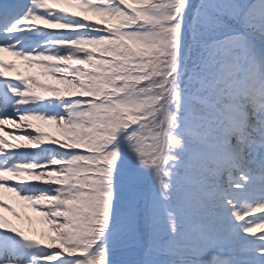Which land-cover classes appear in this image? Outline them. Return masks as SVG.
Returning a JSON list of instances; mask_svg holds the SVG:
<instances>
[{"label": "snow or ice", "instance_id": "1", "mask_svg": "<svg viewBox=\"0 0 264 264\" xmlns=\"http://www.w3.org/2000/svg\"><path fill=\"white\" fill-rule=\"evenodd\" d=\"M0 264H264V0H0Z\"/></svg>", "mask_w": 264, "mask_h": 264}, {"label": "bare ground", "instance_id": "2", "mask_svg": "<svg viewBox=\"0 0 264 264\" xmlns=\"http://www.w3.org/2000/svg\"><path fill=\"white\" fill-rule=\"evenodd\" d=\"M9 202H10V203H13V206H14V207H17L18 210H21V209L19 208V206L16 204V202H15L13 199L9 198Z\"/></svg>", "mask_w": 264, "mask_h": 264}]
</instances>
